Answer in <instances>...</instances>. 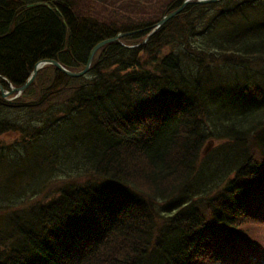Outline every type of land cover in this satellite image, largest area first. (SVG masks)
<instances>
[{
  "label": "trees",
  "instance_id": "trees-1",
  "mask_svg": "<svg viewBox=\"0 0 264 264\" xmlns=\"http://www.w3.org/2000/svg\"><path fill=\"white\" fill-rule=\"evenodd\" d=\"M150 1L119 16L79 0H0V83L22 86L45 59L77 70L118 33L134 32L122 41L137 45L183 2ZM99 53L89 78L39 75L28 89L39 92L28 105L39 125L21 124L24 104L0 92V136L35 132L0 146V264H254L264 243V0L189 4L146 44ZM209 141L221 144L202 156ZM32 145H50L47 166L12 195L3 168L12 173Z\"/></svg>",
  "mask_w": 264,
  "mask_h": 264
},
{
  "label": "rangeland",
  "instance_id": "rangeland-1",
  "mask_svg": "<svg viewBox=\"0 0 264 264\" xmlns=\"http://www.w3.org/2000/svg\"><path fill=\"white\" fill-rule=\"evenodd\" d=\"M129 2L133 6H140V7L143 6V8L145 9H147L151 5L150 0H79V3L81 5L87 4L89 6L92 5L97 8H100L99 5H101V6H104L110 9L112 14H117L119 16H122L124 12H126ZM158 3L163 4L164 1H158ZM153 5L154 7L156 6V1H153ZM99 54L100 53H98V56ZM146 54H147V57H149V59L150 57L154 55V53H146ZM32 97L34 96H31V98ZM34 104L36 103H33V105ZM8 132H11L10 135L4 136L2 138L0 136V146L4 145L6 142L9 145L11 143H14V144L19 143L20 139L17 136V134H15L16 132L15 129L13 131L9 130ZM218 144L219 143L217 141H214L213 145L211 146L212 148L210 147V149H213ZM207 147H208V144L204 147V149ZM14 148H11L10 150H13ZM49 149H50V145H48L47 150L39 149V148H36L34 145H32L22 155L21 160H20V156H18L16 159V162L12 161L11 163H9V166L14 168V171L12 173H11L12 169L10 167H4L3 168V173H4L3 185L5 186V190L9 188L8 181H12L15 184V190L11 193L12 195H15L16 193L20 191H26L30 189L32 190V187H31L32 184H34L37 177L44 169L45 165L47 166L46 160L49 159V155H48ZM203 152L205 154V150ZM59 154H60V161L67 160L71 155L70 152L66 149H61L59 151ZM53 195H54V192L52 191L49 197H53ZM194 201H197V198H194ZM199 205H200V208L203 207V203H199ZM257 227L260 228V226H257ZM262 235H263V232L261 231V228H260V230H258L255 234L257 242L262 241ZM260 248L264 252V243H263V246H260Z\"/></svg>",
  "mask_w": 264,
  "mask_h": 264
},
{
  "label": "water",
  "instance_id": "water-1",
  "mask_svg": "<svg viewBox=\"0 0 264 264\" xmlns=\"http://www.w3.org/2000/svg\"><path fill=\"white\" fill-rule=\"evenodd\" d=\"M220 0H197V3L199 4H206V3H212V2H218ZM191 3V0H185L184 3L182 4V6L177 9L175 12L167 15L166 17H164V19L160 22L159 25H162L164 24L167 20H169L170 18H172L173 16H175L176 14L182 12L184 10V8ZM126 34H119L117 35L115 38H112V39H108V40H105L103 42H101L99 45H97L93 51L91 52V55L89 57V61H88V64H87V67L81 71V72H71V71H68L67 69H65L61 64H59L58 62L54 61V60H45V61H41L39 62L37 65H36V68L34 69L32 75L30 76V78L28 79V81L20 88H12L11 92H6L3 88H1V91H2V94H3V98L5 99L7 95H10V94H13L15 92H24L27 87L32 83V81L34 80L38 70L47 65V64H52L54 66H56L57 68H59L61 71H63L65 74L71 76V77H79V76H82V75H85L88 71H89V68H90V65H91V62H92V58L95 54V52L102 46H104L105 44L107 43H111V42H114V41H118L119 38L125 36ZM128 35V34H127ZM5 101H8L5 99Z\"/></svg>",
  "mask_w": 264,
  "mask_h": 264
}]
</instances>
